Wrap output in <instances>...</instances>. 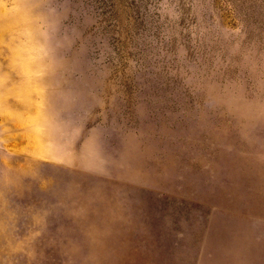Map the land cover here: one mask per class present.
<instances>
[{
    "label": "rangeland",
    "instance_id": "1",
    "mask_svg": "<svg viewBox=\"0 0 264 264\" xmlns=\"http://www.w3.org/2000/svg\"><path fill=\"white\" fill-rule=\"evenodd\" d=\"M0 264H264V0H0Z\"/></svg>",
    "mask_w": 264,
    "mask_h": 264
}]
</instances>
